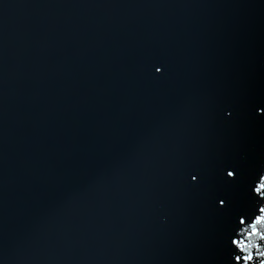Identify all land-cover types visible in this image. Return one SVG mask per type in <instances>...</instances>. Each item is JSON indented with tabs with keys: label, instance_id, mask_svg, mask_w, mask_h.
I'll return each instance as SVG.
<instances>
[{
	"label": "water",
	"instance_id": "1",
	"mask_svg": "<svg viewBox=\"0 0 264 264\" xmlns=\"http://www.w3.org/2000/svg\"><path fill=\"white\" fill-rule=\"evenodd\" d=\"M261 102L264 0H0V264H236Z\"/></svg>",
	"mask_w": 264,
	"mask_h": 264
},
{
	"label": "snow or ice",
	"instance_id": "2",
	"mask_svg": "<svg viewBox=\"0 0 264 264\" xmlns=\"http://www.w3.org/2000/svg\"><path fill=\"white\" fill-rule=\"evenodd\" d=\"M160 71V68L156 69V72L159 73ZM254 112L256 115L264 114V102H261V106L255 107ZM220 172L221 181L225 185H234L237 183L238 170L235 165L224 164ZM196 178L195 175L191 177L193 181L196 180ZM253 198L256 200L257 204L254 205V212L250 213L247 219L244 213H238L233 217L234 227L232 232H235L236 228L239 227L240 231L244 233V239H234L232 235L229 237V245L234 249V252L230 255V260L232 262L235 261L236 264H241V261L243 264H251L256 257H260L259 264H264V250H260L255 243L245 242V240L250 237L264 241V203H261V201H264V170L260 172L258 179H253L249 184V199ZM213 199L218 200L220 205H225L226 207V202L230 204L227 192H220L214 195ZM237 249L239 250L238 252ZM253 249H255V252ZM240 253H243V255Z\"/></svg>",
	"mask_w": 264,
	"mask_h": 264
}]
</instances>
